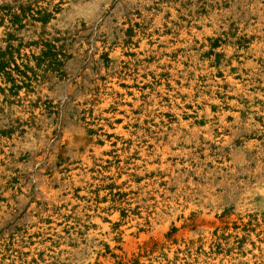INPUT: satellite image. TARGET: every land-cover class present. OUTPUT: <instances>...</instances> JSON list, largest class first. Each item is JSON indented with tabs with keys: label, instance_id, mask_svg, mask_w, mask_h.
Instances as JSON below:
<instances>
[{
	"label": "rangeland",
	"instance_id": "rangeland-1",
	"mask_svg": "<svg viewBox=\"0 0 264 264\" xmlns=\"http://www.w3.org/2000/svg\"><path fill=\"white\" fill-rule=\"evenodd\" d=\"M1 28L0 264H264V0H0Z\"/></svg>",
	"mask_w": 264,
	"mask_h": 264
},
{
	"label": "bare ground",
	"instance_id": "bare-ground-1",
	"mask_svg": "<svg viewBox=\"0 0 264 264\" xmlns=\"http://www.w3.org/2000/svg\"><path fill=\"white\" fill-rule=\"evenodd\" d=\"M3 29L4 28H1L0 29V32H2L3 31ZM184 36V35H183ZM185 37V36H184ZM141 46L142 47H145L146 46V43L145 42H143L142 44H141ZM151 49V48H150ZM117 53H118V55L120 56V57H122V58H124V59H126L125 58V54L123 53V51L122 50H118L117 49ZM194 62H195V60H193ZM235 61V60H234ZM206 63V62H205ZM195 64H197V63H195ZM199 64V63H198ZM233 64H235L234 62H233ZM236 65V64H235ZM180 66H182V65H180ZM199 66V65H198ZM229 66V65H228ZM234 66V65H233ZM206 67V66H205ZM208 69V68H207ZM229 69V68H228ZM227 69V70H228ZM205 70V69H204ZM210 70V69H209ZM225 70V69H224ZM208 71V70H207ZM200 72H201V70H200ZM206 72V71H205ZM203 73V72H202ZM209 73V72H208ZM211 74V73H210ZM230 74H226V78L228 79V81H230V82H234V79L231 77V76H229ZM110 79V78H109ZM110 83H111V86L114 88V90L115 91H123V89H122V87H121V85H120V83H119V80L116 78V77H114V78H112V79H110ZM238 85V84H237ZM99 89H104V84H102V83H100L99 84ZM163 89H165V88H163ZM192 89V88H191ZM238 89H240L241 90V86H238ZM107 90V89H106ZM105 91V90H104ZM163 93V92H162ZM190 93H191V91H190ZM125 94L127 95V99H130V100H133L134 101V104L136 105V104H138L139 102H140V95H139V93L136 91L135 92V96H134V98L133 97H131L130 95H128V93L127 92H125ZM20 96H21V98H25V96H26V92L25 91H22L21 93H20ZM124 98V97H123ZM127 102H129V101H127ZM140 104V103H139ZM156 105H157V103H156ZM124 110H126V113L128 114V108H127V106H125L124 108H123ZM125 112V111H124ZM130 113V112H129ZM127 116V115H126ZM125 117V116H124ZM186 124V123H185ZM118 131H121V132H123L124 130H123V128H122V126H120L119 128H118ZM128 134V133H127ZM70 137V136H69ZM69 137L68 136H66V141L68 142V140H69ZM76 139V140H75ZM75 141H86L85 139H82L81 137L80 138H76L75 137ZM79 139V140H78ZM82 143V142H81ZM96 146L97 145V141H95V140H92L91 142H89V143H84L83 142V146L85 147V150H88L87 148L88 147H90V146ZM56 174H57V172H56ZM46 190V189H45Z\"/></svg>",
	"mask_w": 264,
	"mask_h": 264
}]
</instances>
